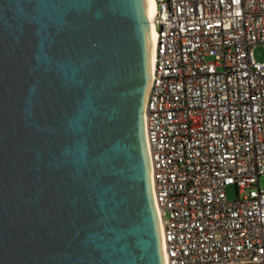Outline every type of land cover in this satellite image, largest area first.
<instances>
[{
  "label": "water",
  "instance_id": "1",
  "mask_svg": "<svg viewBox=\"0 0 264 264\" xmlns=\"http://www.w3.org/2000/svg\"><path fill=\"white\" fill-rule=\"evenodd\" d=\"M144 0H0V264H165Z\"/></svg>",
  "mask_w": 264,
  "mask_h": 264
},
{
  "label": "built area",
  "instance_id": "2",
  "mask_svg": "<svg viewBox=\"0 0 264 264\" xmlns=\"http://www.w3.org/2000/svg\"><path fill=\"white\" fill-rule=\"evenodd\" d=\"M157 3L144 129L165 264H264V0Z\"/></svg>",
  "mask_w": 264,
  "mask_h": 264
},
{
  "label": "bare ground",
  "instance_id": "3",
  "mask_svg": "<svg viewBox=\"0 0 264 264\" xmlns=\"http://www.w3.org/2000/svg\"><path fill=\"white\" fill-rule=\"evenodd\" d=\"M145 7H146V13L148 18V24H149V32L151 37V43L149 45V54L151 57V64L154 54V48H155V41H156V30H155V17L158 12V3L157 0H144ZM163 247V243H162Z\"/></svg>",
  "mask_w": 264,
  "mask_h": 264
},
{
  "label": "rangeland",
  "instance_id": "4",
  "mask_svg": "<svg viewBox=\"0 0 264 264\" xmlns=\"http://www.w3.org/2000/svg\"><path fill=\"white\" fill-rule=\"evenodd\" d=\"M253 54H254V58L258 62H263L264 61V45H261V44L257 45L256 48L254 49ZM261 186L262 188H264V176L261 178ZM228 197L232 200L238 197V191L234 185L228 187Z\"/></svg>",
  "mask_w": 264,
  "mask_h": 264
}]
</instances>
